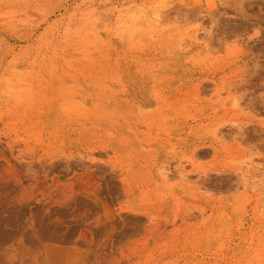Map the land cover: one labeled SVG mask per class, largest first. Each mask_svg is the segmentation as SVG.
Returning a JSON list of instances; mask_svg holds the SVG:
<instances>
[{"label":"rangeland","instance_id":"374dc122","mask_svg":"<svg viewBox=\"0 0 264 264\" xmlns=\"http://www.w3.org/2000/svg\"><path fill=\"white\" fill-rule=\"evenodd\" d=\"M0 186V264H264V0H0Z\"/></svg>","mask_w":264,"mask_h":264},{"label":"bare ground","instance_id":"6f19581e","mask_svg":"<svg viewBox=\"0 0 264 264\" xmlns=\"http://www.w3.org/2000/svg\"><path fill=\"white\" fill-rule=\"evenodd\" d=\"M21 167V166H20ZM76 167V166H75ZM81 175V174H80ZM45 181V180H44ZM47 181V180H46ZM39 183H41V182H39ZM43 183V182H42ZM41 183V184H42ZM45 183V182H44ZM46 184V183H45ZM10 185H11V183H10ZM12 186V185H11ZM1 187V186H0ZM12 189H13V187H12ZM14 192V191H13ZM11 193V195H12V192H10ZM9 195V194H8ZM8 198V197H7ZM11 203V202H10ZM86 203V202H85ZM47 206V205H46ZM49 206V205H48ZM23 208V207H22ZM2 212H3V210H2ZM7 212V211H6ZM1 214V213H0ZM14 215V214H13ZM21 216H23V215H21ZM47 217V216H46ZM47 221V220H46ZM15 222V221H14ZM80 222V221H79ZM83 222V221H82ZM72 228V227H71ZM3 229V228H2ZM1 229V230H2Z\"/></svg>","mask_w":264,"mask_h":264}]
</instances>
